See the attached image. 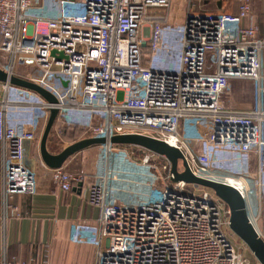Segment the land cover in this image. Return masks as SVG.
Returning a JSON list of instances; mask_svg holds the SVG:
<instances>
[{
  "label": "built area",
  "instance_id": "2783aa9c",
  "mask_svg": "<svg viewBox=\"0 0 264 264\" xmlns=\"http://www.w3.org/2000/svg\"><path fill=\"white\" fill-rule=\"evenodd\" d=\"M235 1V13L188 10L175 28L168 15L150 11L172 0H0V66L51 91L62 114L104 118L93 130L144 134L179 149L195 175L235 188L248 214L255 159L260 201L249 219L264 240V113L226 106L236 79H253L264 93V37L256 0ZM7 90L19 98L0 103L4 190L33 194L37 175L25 143L39 139L46 107ZM181 131L196 136L188 143ZM115 146L88 185L97 223L75 222L68 232L71 242L98 248L97 264H261L226 233L229 207L210 189L185 193L188 182H168L171 165H163L165 175L153 162L164 155L138 146L142 155L133 159ZM86 179L53 169L66 192Z\"/></svg>",
  "mask_w": 264,
  "mask_h": 264
},
{
  "label": "crops",
  "instance_id": "0c3cea01",
  "mask_svg": "<svg viewBox=\"0 0 264 264\" xmlns=\"http://www.w3.org/2000/svg\"><path fill=\"white\" fill-rule=\"evenodd\" d=\"M180 0H172L171 7L151 8V12L168 15L169 22H182L183 12L176 15ZM185 14L188 10H213L216 12H237L235 0H183ZM177 3H179L177 5ZM263 1L256 0L257 20L260 35L264 37ZM175 10V11H174ZM182 14V15H181ZM182 16V17H181ZM264 68V49L262 51ZM253 79H236L228 95L226 106L237 113H254L261 110L264 113V93L260 94ZM19 96L8 92L7 86L0 82V103L6 97ZM89 121L84 116L70 112L60 113L53 135V140L64 138L76 139L84 128L81 123ZM100 120V121H99ZM94 126H100L102 120L96 116L91 120ZM90 122V121H89ZM35 142L27 141L26 163L37 175V188L33 194H6L4 190V152L0 143V264H97L98 248L91 244L71 242L68 238L69 226L78 222L95 224L100 216L99 208L88 203V185L94 180L96 170L84 172L86 183L74 186L71 191H63L53 182V169L42 160L40 137ZM87 132L93 130L88 127ZM75 157V156H74ZM71 158L63 169L74 171L82 169L75 158ZM74 159V160H73ZM251 173L247 175L250 186L248 216L259 210V181L256 178L255 159L252 162ZM227 205V204H226ZM264 221V216L261 218Z\"/></svg>",
  "mask_w": 264,
  "mask_h": 264
},
{
  "label": "water",
  "instance_id": "95a60500",
  "mask_svg": "<svg viewBox=\"0 0 264 264\" xmlns=\"http://www.w3.org/2000/svg\"><path fill=\"white\" fill-rule=\"evenodd\" d=\"M56 53V50L52 51L53 55ZM60 54L64 56L63 53ZM0 82L8 88H14L19 92L39 99L45 105L46 117L40 137V151L42 160L48 167L62 168L77 153L98 145H137L164 155L171 163V171L175 176V180H184L213 190L228 205L229 226L245 244L244 255L250 258L252 262L258 261L264 264V240L258 235L252 225L245 201L240 193L224 182L195 175L188 168L187 162L179 149L161 139L144 134H112L104 129L91 130L84 137L61 148H56L52 145V139L61 113V107L56 96L42 85L6 71L1 66ZM64 84L67 85L66 82ZM178 156L183 160L185 167L183 172L178 169Z\"/></svg>",
  "mask_w": 264,
  "mask_h": 264
},
{
  "label": "rangeland",
  "instance_id": "374dc122",
  "mask_svg": "<svg viewBox=\"0 0 264 264\" xmlns=\"http://www.w3.org/2000/svg\"><path fill=\"white\" fill-rule=\"evenodd\" d=\"M182 2L177 3V5L179 4L180 8L178 7L176 9V15L180 14V12H183L185 15V10L183 8L184 6V2L183 0H180ZM187 1V0H186ZM175 11V10H174ZM182 15V14H181ZM182 17V16H181ZM181 22H174L173 21V26L176 28ZM211 55L213 56V54L211 53ZM213 66L215 67V61L213 63ZM256 82V81H254ZM256 86H257V82L255 83ZM258 88V87H257ZM97 115H94L92 117V119H94ZM85 118H87V115H84ZM100 117V116H99ZM101 118V117H100ZM89 119V118H88ZM90 119V121L92 120ZM102 120V123L101 125L103 126L105 124V120L104 118H101ZM100 121V120H99ZM92 123L91 122H87V120H85V122H82L81 125L84 127V128H81V134L79 136H77V138L74 140L72 138H62V139H58L56 141H54L52 139V145L56 148H61L63 146H66L67 144H70L72 143L73 141L79 139V138H82L84 137L85 135H87L89 132H87L86 129H88L89 125ZM180 135L183 137V138H186L187 139V142L188 143H191V141L194 139V137L196 136V134H192V133H189V132H180ZM117 147V146H115ZM117 150H120L121 152L122 151H127L129 153V156L130 158H133V159H137L141 156L142 154V151L138 150V146L137 145H122L120 149H117ZM140 151V153L138 151ZM110 151L108 152L106 146L104 145H98V146H93V147H90L88 149H85L79 153H77L74 157L75 158H78V159H73L75 161V164L78 163L79 166H82V169H79V170H74V171H68V172H77V173H80V172H84V169L87 171H90V170H93V168L97 171L98 170V167L99 166H102V165H106L107 163V160L111 158V153L109 155ZM119 152H117L118 154ZM138 155V156H137ZM153 162L155 164H157L162 170H163V173L165 175L168 174L169 170L168 169H164L163 168V165L164 164H168V167H170L171 163L170 161L168 160V158H164L162 156H156L153 158ZM178 169L180 172H183L184 171V167H183V160L180 156H178ZM67 171V170H66ZM97 174V172H96ZM169 183L171 184H174L175 182V179H169L168 180ZM202 186H199L197 184H193V183H188L187 184V187L185 188V193H189V192H193V191H196V190H199ZM211 193H214L213 190H210ZM214 197L216 199H219L220 197L218 195H216L214 193ZM221 199V198H220ZM225 231L226 233L229 235V237L231 238V240L237 245V246H240L241 250L244 252V246L245 244L237 237V235L231 230L230 226L227 225L225 227ZM243 247V248H242Z\"/></svg>",
  "mask_w": 264,
  "mask_h": 264
},
{
  "label": "trees",
  "instance_id": "16d2710c",
  "mask_svg": "<svg viewBox=\"0 0 264 264\" xmlns=\"http://www.w3.org/2000/svg\"><path fill=\"white\" fill-rule=\"evenodd\" d=\"M145 56L149 55V52H147L146 48L144 49ZM117 147H121L122 145H116ZM138 151V150H137ZM140 153V151H138ZM142 155V154H141ZM138 156V155H137Z\"/></svg>",
  "mask_w": 264,
  "mask_h": 264
},
{
  "label": "bare ground",
  "instance_id": "6f19581e",
  "mask_svg": "<svg viewBox=\"0 0 264 264\" xmlns=\"http://www.w3.org/2000/svg\"><path fill=\"white\" fill-rule=\"evenodd\" d=\"M109 146L107 145V147L106 148H108Z\"/></svg>",
  "mask_w": 264,
  "mask_h": 264
}]
</instances>
